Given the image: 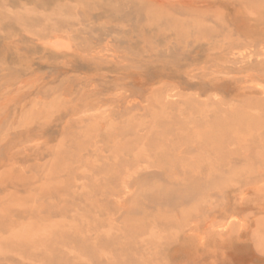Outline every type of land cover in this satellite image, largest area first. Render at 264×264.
Returning a JSON list of instances; mask_svg holds the SVG:
<instances>
[{
	"label": "rangeland",
	"instance_id": "1",
	"mask_svg": "<svg viewBox=\"0 0 264 264\" xmlns=\"http://www.w3.org/2000/svg\"><path fill=\"white\" fill-rule=\"evenodd\" d=\"M0 264H264V0H0Z\"/></svg>",
	"mask_w": 264,
	"mask_h": 264
}]
</instances>
